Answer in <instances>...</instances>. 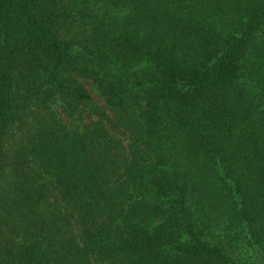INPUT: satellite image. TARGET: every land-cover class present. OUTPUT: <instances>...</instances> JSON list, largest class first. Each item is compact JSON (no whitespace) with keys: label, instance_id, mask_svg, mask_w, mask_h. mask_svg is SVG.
<instances>
[{"label":"trees","instance_id":"1","mask_svg":"<svg viewBox=\"0 0 264 264\" xmlns=\"http://www.w3.org/2000/svg\"><path fill=\"white\" fill-rule=\"evenodd\" d=\"M0 264H264V0H0Z\"/></svg>","mask_w":264,"mask_h":264},{"label":"rangeland","instance_id":"2","mask_svg":"<svg viewBox=\"0 0 264 264\" xmlns=\"http://www.w3.org/2000/svg\"><path fill=\"white\" fill-rule=\"evenodd\" d=\"M84 83L86 85V87L89 89V91L91 92V94L93 95V97L100 102L102 105L106 106L103 98L99 95L96 87L93 85V83L90 80H84ZM60 113L62 118L64 119L65 123L70 126V127H82L87 121H88V117L85 116L84 118H80L79 115H69L66 113V111L62 108H59ZM110 129L119 134L122 135L120 133V131L115 128L113 125L109 124Z\"/></svg>","mask_w":264,"mask_h":264}]
</instances>
